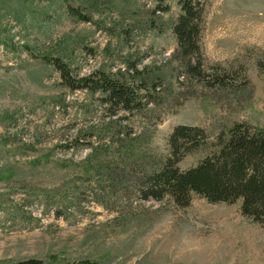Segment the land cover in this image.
I'll return each instance as SVG.
<instances>
[{"label": "rangeland", "instance_id": "obj_1", "mask_svg": "<svg viewBox=\"0 0 264 264\" xmlns=\"http://www.w3.org/2000/svg\"><path fill=\"white\" fill-rule=\"evenodd\" d=\"M180 11L179 0H0V264H264V226L241 201L195 195L181 208L138 189L179 124L209 137L181 169L235 123L264 127V0H206V69L228 73L227 88L184 74L171 28ZM55 57L81 75L119 77L137 62L160 84L146 107L112 115L103 93L62 83L45 59Z\"/></svg>", "mask_w": 264, "mask_h": 264}, {"label": "trees", "instance_id": "obj_2", "mask_svg": "<svg viewBox=\"0 0 264 264\" xmlns=\"http://www.w3.org/2000/svg\"><path fill=\"white\" fill-rule=\"evenodd\" d=\"M180 14L172 24L177 40L179 60L190 80L205 82L210 87L227 88L233 79L226 72L215 74L206 69L201 44L205 23L206 0H179ZM156 10L169 11V5ZM71 14L80 20L91 18L71 7ZM59 72L62 83L71 90L103 93L102 102L112 115L119 111L133 112L153 101L151 94L159 81L148 84L137 68L129 62L127 73L119 77L104 71L88 75L77 73L59 57L45 58ZM262 68V63H259ZM206 130L200 126L179 124L168 138L169 156L153 171L145 172L139 181L144 200L162 201L170 197L181 208L191 205L195 195L210 203L233 204L241 201V213L264 226V127L245 122L235 123L228 132L217 135L215 149L195 166L181 169L179 163L188 154L208 144ZM11 264H47L42 259L29 258ZM65 264H99L81 259Z\"/></svg>", "mask_w": 264, "mask_h": 264}, {"label": "bare ground", "instance_id": "obj_3", "mask_svg": "<svg viewBox=\"0 0 264 264\" xmlns=\"http://www.w3.org/2000/svg\"><path fill=\"white\" fill-rule=\"evenodd\" d=\"M149 84V83H148Z\"/></svg>", "mask_w": 264, "mask_h": 264}]
</instances>
